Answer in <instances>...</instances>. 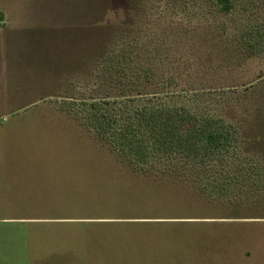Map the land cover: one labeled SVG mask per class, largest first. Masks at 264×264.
Here are the masks:
<instances>
[{
    "label": "rangeland",
    "instance_id": "1",
    "mask_svg": "<svg viewBox=\"0 0 264 264\" xmlns=\"http://www.w3.org/2000/svg\"><path fill=\"white\" fill-rule=\"evenodd\" d=\"M228 2L0 0V264H264V0ZM129 46L208 94L224 163L136 162L70 105Z\"/></svg>",
    "mask_w": 264,
    "mask_h": 264
},
{
    "label": "trees",
    "instance_id": "2",
    "mask_svg": "<svg viewBox=\"0 0 264 264\" xmlns=\"http://www.w3.org/2000/svg\"><path fill=\"white\" fill-rule=\"evenodd\" d=\"M217 1L222 12L230 10L228 0ZM143 54L140 48L129 46L109 57V89L121 94L70 100L69 103H75L70 105L95 131L109 132L113 145L136 162L178 161L183 166L224 163L234 149L232 127L221 117L205 110H192L187 104L208 94L204 90L178 89L175 80L188 79L187 74L171 73L157 67L160 63L153 66L151 58ZM172 63L186 68L183 61ZM181 100L183 104H179Z\"/></svg>",
    "mask_w": 264,
    "mask_h": 264
}]
</instances>
